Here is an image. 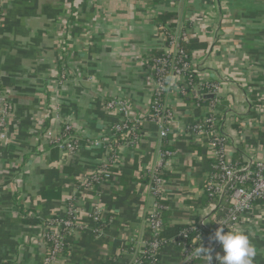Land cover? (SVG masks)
Masks as SVG:
<instances>
[{
	"label": "crops",
	"instance_id": "crops-1",
	"mask_svg": "<svg viewBox=\"0 0 264 264\" xmlns=\"http://www.w3.org/2000/svg\"><path fill=\"white\" fill-rule=\"evenodd\" d=\"M163 16L174 17L162 25L180 26L198 46L200 80L222 85L229 158H241L236 149L264 158V0H0V77L12 107L0 133V264H43L40 224L71 206L78 226L55 264H133L150 237L148 179L158 169L167 230L200 220L215 150L209 134L195 131L209 106L203 97L183 96L182 80L172 78L168 135L146 121L135 146L113 152L108 143L121 121L108 103L141 113L152 101L145 63L168 47ZM64 124L83 145L71 155L44 139L49 131L57 139ZM106 166L109 176L88 186ZM242 232L256 249L252 264H264V201ZM159 264H180L177 249L166 247Z\"/></svg>",
	"mask_w": 264,
	"mask_h": 264
},
{
	"label": "built area",
	"instance_id": "built-area-1",
	"mask_svg": "<svg viewBox=\"0 0 264 264\" xmlns=\"http://www.w3.org/2000/svg\"><path fill=\"white\" fill-rule=\"evenodd\" d=\"M67 26L70 25L67 23ZM168 33L165 34L167 49L163 57H153L145 63L146 69L152 75L155 84L153 97L147 109L141 113H135L129 103L124 101H113L108 103L110 111H117L121 116V121L113 127L108 143L110 149L116 152L122 145L135 146L141 138L140 127L146 121L156 122L161 127L162 138L169 133L168 124L172 119V113L168 110L166 97L172 78L182 80L181 94L188 95L189 89L195 93L207 87L210 92L204 95H216V100H211L204 117L203 124L195 127L198 134H209L213 138L215 150L213 153L214 164L212 172L205 186V193L208 194L212 202L202 211L200 220L197 223L187 225L182 231L171 238H166L164 232L167 224L163 217L166 207L161 203L165 201L163 179L164 170H154L149 174V189L152 203L147 211L145 227L150 237L145 243L133 264H159L160 257L166 247L174 246L180 257V264H209L208 257L196 256L193 250L198 246H203L211 250V264L216 259L217 253L222 251V246L215 242L212 237L215 231L224 227L227 231H242V225L246 216L255 211L258 203L264 201V158H259L250 150L236 152L241 158L234 161L227 155V139L222 131V115L218 109L221 84L215 81L200 80L199 71L196 70L191 55L190 62L187 63L188 55L179 47L181 42H188L186 34L180 26L173 27L168 24L163 27ZM10 92L3 87L0 77V133L8 123L11 116ZM242 123V127H248ZM122 133L119 142L117 134ZM1 135V134H0ZM44 139L57 147L64 155H71L82 148L81 141L73 134V126L64 124L62 133L57 139H52L51 132H46ZM92 145H99L92 143ZM166 155H170L166 152ZM109 166V163L108 165ZM107 166L88 183L92 186L102 180V176H109ZM28 215L33 216L32 213ZM78 214L74 206H71L68 213L63 218L42 221L40 224L44 231V242L46 245L52 243V248L43 261V264H55L64 255V238L74 233L78 226Z\"/></svg>",
	"mask_w": 264,
	"mask_h": 264
},
{
	"label": "clouds",
	"instance_id": "clouds-1",
	"mask_svg": "<svg viewBox=\"0 0 264 264\" xmlns=\"http://www.w3.org/2000/svg\"><path fill=\"white\" fill-rule=\"evenodd\" d=\"M212 239L222 246L223 255L217 253L218 264H252L256 255L255 247L250 243L249 238L242 231H227L224 227L218 228ZM211 250L198 246L193 250L196 256L208 257L211 264Z\"/></svg>",
	"mask_w": 264,
	"mask_h": 264
},
{
	"label": "trees",
	"instance_id": "trees-1",
	"mask_svg": "<svg viewBox=\"0 0 264 264\" xmlns=\"http://www.w3.org/2000/svg\"><path fill=\"white\" fill-rule=\"evenodd\" d=\"M73 1V0H72ZM174 16H163V17H160L159 18V28H160V31L161 32H163V33H165V34H167L168 32L166 31V30H164L163 29V26H166V25H162V24H165V23H167L170 19H172ZM168 25V24H167ZM173 27H174V25H173ZM168 46V45H167ZM179 47L182 49V50H184V52L188 55V58H187V63H189L190 62V59H191V55H192V51L194 50V49H196L198 46L196 45V44H194V43H187V42H181L180 44H179ZM154 57H156V58H161V57H163V53H158V54H156ZM202 91V93H208V92H210V89L209 88H207V87H204V88H202L201 89ZM189 92L190 93H193L194 91L192 90V89H189ZM199 102H202L203 104H210L211 103V100H207V101H203V98H200L199 100H198ZM140 131V130H139ZM122 133H120V134H117V137L119 138V142L120 143H124V141L123 140H121V138H122ZM167 141V140H166ZM164 151H170V150H168V148L166 147V148H164ZM163 179L165 180V174L163 175ZM148 182H150V180L148 179ZM205 195H206V201L204 202V205L205 204H207V202H208V205L212 202V200L210 199V197L208 196V194L207 193H205ZM161 203L165 206V204H164V201H161ZM163 217H164V220H165V210L163 211ZM53 219H55V218H53ZM52 220V219H51ZM181 228H178V227H172L171 229H169V230H166L165 232H164V236L166 237V238H171V237H174V236H176V235H178L182 230H180ZM184 229V228H183ZM149 236H150V234H149ZM48 247H49V250H51V248H52V243H48ZM145 264H150V263H148V262H146Z\"/></svg>",
	"mask_w": 264,
	"mask_h": 264
},
{
	"label": "water",
	"instance_id": "water-1",
	"mask_svg": "<svg viewBox=\"0 0 264 264\" xmlns=\"http://www.w3.org/2000/svg\"><path fill=\"white\" fill-rule=\"evenodd\" d=\"M194 94H197L199 97H203V99H205V100H216L217 99L216 95H212V94L204 95L201 91H197Z\"/></svg>",
	"mask_w": 264,
	"mask_h": 264
}]
</instances>
